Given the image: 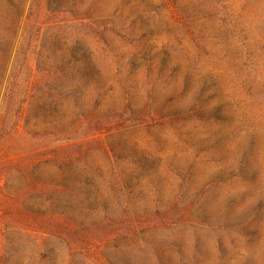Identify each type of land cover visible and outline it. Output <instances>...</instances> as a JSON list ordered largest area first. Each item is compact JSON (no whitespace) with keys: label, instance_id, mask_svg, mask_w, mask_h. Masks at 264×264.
I'll list each match as a JSON object with an SVG mask.
<instances>
[{"label":"rangeland","instance_id":"rangeland-1","mask_svg":"<svg viewBox=\"0 0 264 264\" xmlns=\"http://www.w3.org/2000/svg\"><path fill=\"white\" fill-rule=\"evenodd\" d=\"M0 264H264V0H0Z\"/></svg>","mask_w":264,"mask_h":264}]
</instances>
